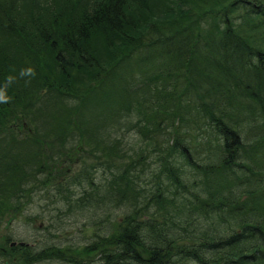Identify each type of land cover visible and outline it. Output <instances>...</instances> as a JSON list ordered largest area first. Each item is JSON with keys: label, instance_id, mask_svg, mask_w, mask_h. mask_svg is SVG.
<instances>
[{"label": "trees", "instance_id": "obj_1", "mask_svg": "<svg viewBox=\"0 0 264 264\" xmlns=\"http://www.w3.org/2000/svg\"><path fill=\"white\" fill-rule=\"evenodd\" d=\"M172 1L45 0L17 33L0 0V260L264 264V0Z\"/></svg>", "mask_w": 264, "mask_h": 264}, {"label": "rangeland", "instance_id": "obj_2", "mask_svg": "<svg viewBox=\"0 0 264 264\" xmlns=\"http://www.w3.org/2000/svg\"><path fill=\"white\" fill-rule=\"evenodd\" d=\"M45 0H9V2H12V8H11V12L14 13V15L18 18V21H17V33L20 31V26H22V22L24 20H30V16L31 14L39 9L40 6H42L43 2ZM176 0H173L170 4V6H173L174 5V2ZM182 1V0H181ZM8 2V3H9ZM177 5L173 6V11L171 10V16L174 15V13H178L180 12L181 10H183V6H179V2H176ZM170 16V17H171ZM1 33V32H0ZM8 33V32H7ZM17 33H16V29H15V32L12 34H9V35H6L4 36L2 33V36L0 35V44H2V38L4 40V42H6L8 45H9V48L10 49H15L16 48V39L18 38L17 36ZM34 111V114H30L29 112L25 111L24 110H20L19 113H22L21 115H19L18 117H16L15 121H12L11 122V125L13 126L11 130H17L19 132H21L22 134H18V138L21 139V140H26V136L27 134L30 136V138L28 139L26 145H27V153L25 155V160L28 159V156L29 155H33L34 154V146H32L30 143L32 142V140L35 138V136L37 135V133H43V127L40 125V124H37L36 126V131L34 133H30L29 131V128H34V126L36 125V120L39 119L40 117L37 116V113L35 112V110L33 109ZM34 120V121H33ZM17 124V125H16ZM5 131H8V130H5ZM21 135V136H19ZM127 139V142H128V145L131 146L130 148H133V149H140L138 148L139 145L138 143L136 142V137L134 134L130 133L128 137H125ZM10 140L9 137L7 136H4V142H3V147H6V145L8 144V141ZM65 146L67 148L71 147V145L73 144L70 140H66L65 141ZM52 146V145H51ZM49 146V147H51ZM77 150L80 152L81 150H85L83 152H80L82 154H85L84 152L87 151L86 148H84L83 145H81L80 142L77 143V146H76ZM50 149V148H48ZM18 150V149H17ZM66 150H69V149H66ZM80 153H78L77 151H74L72 153H69V154H60V153H55L54 154V158H55V168H59L62 170V171H66V172H69L70 169H79L81 167V165L79 164L80 160H79V156H80ZM49 167H53L51 164H49ZM61 170H54V172L51 171V175L54 177L55 180L57 181H65L67 180V178L65 177L64 173L61 171ZM42 204V203H41ZM38 205V209L37 211L41 212V208L43 209V212L45 214V216L47 217V219L43 218V222L46 224L48 223L49 221L55 223V224H58V220L59 219H54L53 218L55 217L57 211L52 207V204L51 203L50 205L51 206H47V205ZM26 215H31L30 212H26ZM61 219V218H60ZM6 225L8 224L7 221L4 222ZM4 223H3V226L0 225V236H2L4 234V232H7V234L9 235L10 234V230L8 229L7 226H4ZM39 222H36L35 221V225L38 224ZM43 223V224H44ZM64 225V223L62 224ZM67 226V225H66ZM37 226H28L26 229L24 228H21L20 229V226H16V234L19 236V237H26L28 236L29 234H33L34 232V228H36ZM52 226H50L51 228ZM47 229V230H46ZM44 229L45 231H49L48 228ZM36 234V231L34 232ZM37 236H41V237H44V234L42 232H37L36 234ZM15 238H17V236H14ZM16 242L14 240L11 241L10 244V247L13 248L15 247V244ZM20 243H23V242H20ZM1 244L4 246V244L2 242H0V252H3L4 249L2 248L3 246H1ZM21 255H17V258H16V261L14 264H25L23 263V261H21L20 258ZM0 264H3V261H0ZM42 264H45V263H42ZM46 264H56L54 262L52 263H46Z\"/></svg>", "mask_w": 264, "mask_h": 264}, {"label": "clouds", "instance_id": "obj_3", "mask_svg": "<svg viewBox=\"0 0 264 264\" xmlns=\"http://www.w3.org/2000/svg\"><path fill=\"white\" fill-rule=\"evenodd\" d=\"M5 98L3 97L2 94H0V101H3Z\"/></svg>", "mask_w": 264, "mask_h": 264}]
</instances>
